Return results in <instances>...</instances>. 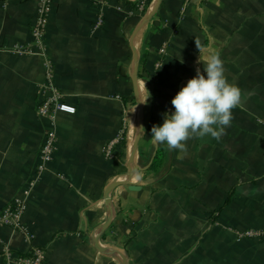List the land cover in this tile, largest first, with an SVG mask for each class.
I'll return each mask as SVG.
<instances>
[{"label":"crops","instance_id":"0c3cea01","mask_svg":"<svg viewBox=\"0 0 264 264\" xmlns=\"http://www.w3.org/2000/svg\"><path fill=\"white\" fill-rule=\"evenodd\" d=\"M104 1V26L95 30L91 1L54 0L48 58L77 113L58 114L55 160L23 218L33 246L46 252V264H123L94 247L97 236L127 264H264V0H162L134 40L145 18L131 14L137 0ZM38 3L0 0V211L34 174L49 128L37 113L45 59L9 52L31 42ZM196 43L205 56L220 55L241 103L220 140L192 138L186 151H170L152 143L151 128L174 111L172 98L197 68L206 75ZM133 48L145 130L133 166L143 169L131 181L136 189L112 192L113 218L102 233L111 216L105 192L126 180L140 132ZM123 130L125 154L107 159ZM249 231L260 236L238 238ZM31 246L17 230L0 228V264L5 248L23 255Z\"/></svg>","mask_w":264,"mask_h":264},{"label":"built area","instance_id":"2783aa9c","mask_svg":"<svg viewBox=\"0 0 264 264\" xmlns=\"http://www.w3.org/2000/svg\"><path fill=\"white\" fill-rule=\"evenodd\" d=\"M98 7L95 19L94 29L98 30L104 26L105 14L104 0H89ZM189 1V0H187ZM8 2V0H4ZM155 1L149 3L148 0H137L131 14H138L146 17L152 10ZM54 0H39L37 7V18L31 29V42L26 45H15L9 52L14 56L33 57L42 56L45 59V78L38 88V106L37 113L42 119L49 122V128L46 130L43 143L39 152V164L34 174L29 178L21 189L20 196L7 204L0 211V228L10 227L21 233L29 244H32L28 253L16 255L9 248L3 251L4 264H46V252L36 246H33L35 236L33 232L24 224L23 218L28 208V203L33 196L38 184L43 179L49 166L55 160L58 147V135L56 131V119L58 114L75 115L77 108L66 101L64 94L59 88L56 80V71L54 64L48 58V48L46 45V35L50 22V14L53 9ZM167 44H164L159 50L161 56L167 54ZM159 69L162 64L158 63ZM125 130L119 137L112 140L105 150L107 159H116L125 154L126 148L122 150ZM239 239L252 238L260 236L258 232H242L237 234Z\"/></svg>","mask_w":264,"mask_h":264},{"label":"clouds","instance_id":"9594fccd","mask_svg":"<svg viewBox=\"0 0 264 264\" xmlns=\"http://www.w3.org/2000/svg\"><path fill=\"white\" fill-rule=\"evenodd\" d=\"M196 45L200 53L197 63L203 65L206 75L197 68L196 75L172 98L174 111L163 113V124L151 128L152 143L164 144L170 151H186V142L192 138L220 140L231 126L232 110L241 103V90L228 82L220 55L205 56V50ZM139 130L145 131L143 126Z\"/></svg>","mask_w":264,"mask_h":264},{"label":"water","instance_id":"95a60500","mask_svg":"<svg viewBox=\"0 0 264 264\" xmlns=\"http://www.w3.org/2000/svg\"><path fill=\"white\" fill-rule=\"evenodd\" d=\"M161 3H162V0H156L155 1V7L144 18L143 22L141 23V25L139 26V28L135 32V35L133 37V40L138 35V33L142 30V28L153 19V17L156 15L157 11L159 10ZM134 56H135L134 85H135V92H136V96L138 98V105H139V109H140V127H141L144 124V116H143V107L141 105V102L139 100V95H138L137 80H138V72H139V65H140V63H139V55H138V52L136 51V49H134ZM141 135H142V132L140 131L139 134H138V136H137V139L135 140V143L133 144V149H132L131 156H130V161H129V164H128L129 172L126 175V180H123V181L116 180L115 182H113L107 188V190L105 192V204H106V206L109 207V209L111 211L110 212L111 213V216L107 220V222L105 223V225L102 226V228H101L102 233H105L108 230V228L111 225L112 218H113V211H112V209L110 207L111 206V202H112V199H111L112 192L115 189H117L118 187H120V186H131L134 189H136V187H137V186H134L131 181L133 180L134 175L135 174H141V170H142L139 166H135V167L133 166L134 159H135V156H136L138 147H139V142H140V139H141ZM100 238H101V236H97L94 239V242H93L94 247L99 252L104 253V254H110V255H119L122 258V260H123V264H127L126 257L123 256L122 254H120L119 252H117V251H109L108 249L102 248L100 246V244H99Z\"/></svg>","mask_w":264,"mask_h":264},{"label":"trees","instance_id":"16d2710c","mask_svg":"<svg viewBox=\"0 0 264 264\" xmlns=\"http://www.w3.org/2000/svg\"><path fill=\"white\" fill-rule=\"evenodd\" d=\"M155 0H148V2L149 3H152V2H154ZM126 144H127V142H126V131H125V135H124V142H123V146H122V150H124L125 148H126ZM161 156H162V152H161V150L159 149L158 151H157V154H156V161H157V163H155L153 166H152V168H157V166H158V159L159 158H161ZM141 169H143V168H141Z\"/></svg>","mask_w":264,"mask_h":264}]
</instances>
